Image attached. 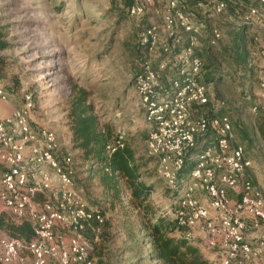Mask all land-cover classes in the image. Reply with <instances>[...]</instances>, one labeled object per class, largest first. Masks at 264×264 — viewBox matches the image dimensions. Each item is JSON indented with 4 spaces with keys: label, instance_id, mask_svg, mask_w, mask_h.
Here are the masks:
<instances>
[{
    "label": "built area",
    "instance_id": "1",
    "mask_svg": "<svg viewBox=\"0 0 264 264\" xmlns=\"http://www.w3.org/2000/svg\"><path fill=\"white\" fill-rule=\"evenodd\" d=\"M259 1L264 8V0ZM212 2L214 14L226 9L225 1ZM153 6L154 0H132L129 14L141 18ZM161 17L162 24L141 32V44L150 55L159 50L169 59L183 41L182 30L194 35L176 56L183 68L171 88L164 85L161 73L168 59L157 70L150 59L145 60L144 72L137 77V92L150 126L148 155L158 162L167 187L181 190L174 214L180 226L188 228L189 240L194 237L218 251L222 264L264 260V185L253 179L254 162L245 146L233 145L229 116H196L198 107L212 100L209 87L197 77L202 61L194 49L203 27L191 22L177 0H168ZM215 36L222 34L215 30ZM259 83L264 92V70ZM0 96L6 100L4 89ZM34 108V96L27 92L14 118L0 119V206L14 223L26 220L34 228L30 241L0 235V263L29 264L25 256H31V264H92L91 243L78 231L89 206L76 186L72 156H64L61 162L56 132L31 126ZM259 109L264 112V93L261 106L253 111L258 114ZM201 143L204 147L184 178L187 160Z\"/></svg>",
    "mask_w": 264,
    "mask_h": 264
},
{
    "label": "rangeland",
    "instance_id": "2",
    "mask_svg": "<svg viewBox=\"0 0 264 264\" xmlns=\"http://www.w3.org/2000/svg\"><path fill=\"white\" fill-rule=\"evenodd\" d=\"M124 1L0 0V39L9 45L0 49L3 75L0 89L7 93L6 100L0 96V119H13L24 95L31 92L35 101V108L30 113L31 126L55 131L62 152L74 156L64 110L70 83L77 82L93 92L92 101L101 121L112 122L125 136L133 135L138 153L149 157L147 137L150 126L134 80V72L138 70L135 67H140L141 60L130 52L134 43L129 39L134 31L138 32L139 38L144 28L162 24L161 14L168 0H154L152 9L141 18L130 16L124 8ZM244 2L245 11L238 18L231 17L228 12L214 14L212 0H200L196 7L185 6L195 23L203 21L206 28L215 29L224 37L229 28L243 25L244 21L262 20L260 25L250 29L255 43L249 65L254 68L252 80L237 79L218 87L209 84L215 105L196 115L202 116L213 108L216 114L229 116L235 136L233 145L247 147L255 165L253 179L259 182L260 178L264 182V141L255 128V119L264 112L261 109L258 114L253 111L255 106H261L264 93L259 83V75L264 70V8L259 0ZM164 35L163 32V40ZM199 46L203 48V45ZM148 59L158 69L168 58L158 50L153 55L149 53ZM172 61L177 60L172 56ZM216 104L218 108L215 110ZM245 129L249 131V138L244 135ZM202 147L203 143L199 145V152ZM153 167L156 168V178L162 179L156 160ZM75 168L76 184L84 199L89 204V200H97L106 209V220L110 224L108 230L103 228L100 231V234L105 233L104 241L100 235L94 240V243L102 244L103 256L95 255L92 264H156L147 259L150 251L144 244L138 215L128 207L111 208L88 167L76 161ZM162 182L164 188H159L152 199L162 210L175 216V196L165 194L167 185ZM3 213L0 206V215ZM0 235L10 234L0 229ZM191 240L196 239L192 237ZM201 246L205 256L222 264L218 251L209 249L204 242ZM24 254L28 255L27 252ZM25 257L31 264L32 257ZM248 264H264V260L256 259Z\"/></svg>",
    "mask_w": 264,
    "mask_h": 264
},
{
    "label": "trees",
    "instance_id": "3",
    "mask_svg": "<svg viewBox=\"0 0 264 264\" xmlns=\"http://www.w3.org/2000/svg\"><path fill=\"white\" fill-rule=\"evenodd\" d=\"M222 1H225L227 6L220 15L228 12L231 17L238 18L245 11L244 0ZM177 2L180 9L189 16L191 22L195 23L192 16L185 10V6L196 7L200 0H177ZM185 3L187 4L185 5ZM124 4V8L129 14L132 0H125ZM195 24L202 26L204 30L200 36H196L197 45L194 49L195 57L202 61V67L197 77L203 84L206 86L213 84L218 87L223 83L235 82L237 79L252 80L254 68L249 66L252 48L255 47L254 36L250 32L252 24L244 21L243 25L229 28L226 37L221 33V38H216L215 29L206 28L203 21ZM137 34L138 32L134 31L129 39L134 43L130 52L136 56L138 61L141 60L140 67H135V69L138 68L134 72L135 85L137 77L144 72L143 63L148 59L149 54L141 44V33L139 38H137ZM180 34L183 41L169 56V65L162 73V80L167 88H171L173 82L181 78L183 68L179 61L170 62V57L173 56L177 60L178 53L189 44V38L194 35L183 30ZM199 44L203 45V48H200ZM8 47L9 45L0 39V49ZM154 69L157 70L156 67ZM240 72L242 74L238 76ZM1 77L3 75L0 70ZM211 89L213 88L211 87ZM92 97L93 92L88 87L77 82L70 83L64 116L66 126L70 131V147L74 152V156L71 155L74 167L76 161L82 166L88 167L92 177L97 178L111 208L128 207L138 215V225L144 233V244L150 251L148 260L154 261L156 264H216L205 256L201 246L202 241L199 239L189 240L188 228L180 226L176 216L169 215L152 199L153 194L159 188H164L162 182L164 180L156 178V168L153 167L156 159L152 156H141L138 153V149L133 143L135 140L133 135L125 136L115 129L112 122H102ZM211 99L208 105L198 107L197 112H204L205 109L213 107L215 103L212 97ZM216 106L215 110L218 108ZM213 111V108L209 109L203 115L216 114ZM255 128L259 138L264 141V115L255 119ZM243 132L245 137L249 138L248 129ZM197 153H199L198 149L193 150L192 156ZM66 155L61 149L58 154L59 160L62 162ZM193 165L194 159L188 158L184 178H188ZM165 189L166 195L172 193L175 196L174 201L180 198V189L176 191L168 187ZM89 202L91 204L88 203V217L80 221L78 231L93 244L99 235L104 241L105 233L100 234V231L103 228L104 231L106 228L108 230L110 224L106 220V209L97 200H89ZM0 229L26 241L34 238V228L29 221L25 220L21 224H16L7 213L0 215ZM100 246L102 244L96 242L91 248L90 259L92 261L95 255L99 258L103 256V249H100Z\"/></svg>",
    "mask_w": 264,
    "mask_h": 264
},
{
    "label": "crops",
    "instance_id": "4",
    "mask_svg": "<svg viewBox=\"0 0 264 264\" xmlns=\"http://www.w3.org/2000/svg\"><path fill=\"white\" fill-rule=\"evenodd\" d=\"M68 128V127H67ZM69 143H71V139H70V131H69ZM62 146V145H61ZM259 181H260V183L262 184V185H264V182H263V180H260V178H259Z\"/></svg>",
    "mask_w": 264,
    "mask_h": 264
}]
</instances>
